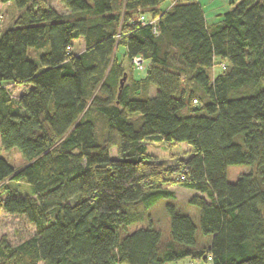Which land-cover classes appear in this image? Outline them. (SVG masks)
Masks as SVG:
<instances>
[{
	"label": "trees",
	"instance_id": "16d2710c",
	"mask_svg": "<svg viewBox=\"0 0 264 264\" xmlns=\"http://www.w3.org/2000/svg\"><path fill=\"white\" fill-rule=\"evenodd\" d=\"M58 1L68 15L0 0V20L3 5L20 12L0 30V144L25 162L0 159V215L36 228L16 247L0 239V264H264V0H235L214 25L196 0ZM120 48L146 65L123 88ZM9 84L25 87L17 101ZM147 142L190 157L164 165ZM235 166L251 171L232 184ZM172 185L199 212L168 204L167 237L150 210L176 200Z\"/></svg>",
	"mask_w": 264,
	"mask_h": 264
},
{
	"label": "rangeland",
	"instance_id": "374dc122",
	"mask_svg": "<svg viewBox=\"0 0 264 264\" xmlns=\"http://www.w3.org/2000/svg\"><path fill=\"white\" fill-rule=\"evenodd\" d=\"M46 6L56 10L57 12L68 15L69 11L58 1V0H44ZM168 4V3H167ZM20 12L15 7L14 4H9L5 6L2 10V20H0V30H7L14 26V23L18 19ZM84 42H78L75 45L74 53L81 54L84 51ZM49 46L47 45L42 50L30 51V58L32 60H37L40 58L39 56L48 53ZM126 50L124 48H120L118 52V59L120 62H123L125 70L127 72V80L125 85L129 84L130 81L135 77L136 79H143L145 77V71H138L136 70L133 63H130L129 60L126 58ZM134 72V73H133ZM134 74V75H133ZM222 74V70L219 67H216L211 77H217ZM32 87V86H30ZM7 92L10 94V97L13 101H17L22 95L24 94L25 87H21L18 85L9 84L5 86ZM133 121L136 123L142 122V116L139 114L133 115ZM101 128L102 123L99 122L98 125V132L99 138H101ZM102 139V138H101ZM238 142H242V137L237 139ZM147 152L149 155L155 157L157 162L162 163L167 166H173L177 163V160H187L190 157V150L186 144L180 145H173L170 146L166 143H146ZM111 157L113 159H117L116 151H112ZM0 159H4L9 161L11 165H13L17 170L22 169L25 166V162L22 159L21 155L18 153L17 150L13 151H6L2 148L0 144ZM251 171L250 167L246 166H235L230 167L228 170V181L229 183L235 184L238 182L240 176L242 174H247ZM13 188L22 193H29L25 192L28 191L25 183H20L19 185L13 184ZM171 191L174 192L176 200L169 201V200H161L155 206H153L150 210V215L154 220L155 227L163 231L165 236H169V225L170 220L167 213L166 206L170 203H174L175 206L184 214L194 216L196 212L198 213L199 210L196 207H193L189 204L190 200L193 199L198 194L194 191L187 190L180 188L176 185H172L169 187ZM141 209V208H139ZM196 219V218H194ZM145 224H138L135 226L130 227V231L135 229L144 227ZM36 235V228L34 225L30 224L25 216H12L7 214L0 215V239L5 238L8 243L16 247L26 240L30 239L31 237ZM171 264H185L181 263H171ZM206 264V263H201ZM208 264H211L208 262Z\"/></svg>",
	"mask_w": 264,
	"mask_h": 264
},
{
	"label": "crops",
	"instance_id": "0c3cea01",
	"mask_svg": "<svg viewBox=\"0 0 264 264\" xmlns=\"http://www.w3.org/2000/svg\"><path fill=\"white\" fill-rule=\"evenodd\" d=\"M196 1L200 3V5L203 7L209 25L217 24L220 21L221 16L224 15L226 12H228L231 8V5L235 2V0H196ZM7 5H3L1 11ZM170 7L171 5L167 3L163 5L164 10H167ZM194 218L198 219L197 212ZM183 263L191 264L189 260H185Z\"/></svg>",
	"mask_w": 264,
	"mask_h": 264
},
{
	"label": "built area",
	"instance_id": "2783aa9c",
	"mask_svg": "<svg viewBox=\"0 0 264 264\" xmlns=\"http://www.w3.org/2000/svg\"><path fill=\"white\" fill-rule=\"evenodd\" d=\"M140 21L142 22L143 25H149L150 24V22H148L145 17H141ZM132 63L134 64L136 70H138V71H143L146 67L145 61L141 57L135 58L132 61ZM191 264H196V263H191Z\"/></svg>",
	"mask_w": 264,
	"mask_h": 264
},
{
	"label": "water",
	"instance_id": "95a60500",
	"mask_svg": "<svg viewBox=\"0 0 264 264\" xmlns=\"http://www.w3.org/2000/svg\"><path fill=\"white\" fill-rule=\"evenodd\" d=\"M126 80H127V77L125 76V77L123 78V80L121 81V88L124 87V84H125Z\"/></svg>",
	"mask_w": 264,
	"mask_h": 264
}]
</instances>
